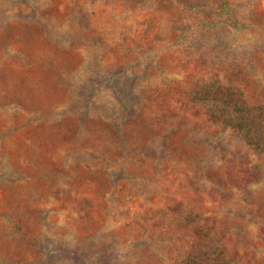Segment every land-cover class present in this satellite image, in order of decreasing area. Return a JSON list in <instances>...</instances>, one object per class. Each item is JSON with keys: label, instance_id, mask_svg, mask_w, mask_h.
<instances>
[{"label": "rangeland", "instance_id": "obj_1", "mask_svg": "<svg viewBox=\"0 0 264 264\" xmlns=\"http://www.w3.org/2000/svg\"><path fill=\"white\" fill-rule=\"evenodd\" d=\"M217 78L264 108V0H0V264H152L176 178L264 258V155L168 100Z\"/></svg>", "mask_w": 264, "mask_h": 264}, {"label": "trees", "instance_id": "obj_2", "mask_svg": "<svg viewBox=\"0 0 264 264\" xmlns=\"http://www.w3.org/2000/svg\"><path fill=\"white\" fill-rule=\"evenodd\" d=\"M227 81H207L199 88L169 95L168 100L176 99L186 117L229 129L248 149L264 155V108ZM176 180L153 216L131 225L158 229L163 252L152 264H264V258L251 262L233 252L227 232L203 210L198 189L186 178Z\"/></svg>", "mask_w": 264, "mask_h": 264}]
</instances>
